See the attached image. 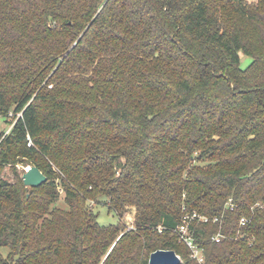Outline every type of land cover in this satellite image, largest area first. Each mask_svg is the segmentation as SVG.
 Wrapping results in <instances>:
<instances>
[{"label": "trees", "instance_id": "16d2710c", "mask_svg": "<svg viewBox=\"0 0 264 264\" xmlns=\"http://www.w3.org/2000/svg\"><path fill=\"white\" fill-rule=\"evenodd\" d=\"M10 112L0 264H199L187 212L223 219L190 224L204 264H264V0H0ZM21 163L47 181L27 189Z\"/></svg>", "mask_w": 264, "mask_h": 264}, {"label": "built area", "instance_id": "2783aa9c", "mask_svg": "<svg viewBox=\"0 0 264 264\" xmlns=\"http://www.w3.org/2000/svg\"><path fill=\"white\" fill-rule=\"evenodd\" d=\"M1 117V116H0ZM22 117V112L18 113L17 115L14 114V112H10L9 116L7 117L8 120L12 122V124L9 126V128L6 130L5 135L10 132V130L13 128L15 123L18 121V119ZM1 142L0 140V151H1ZM32 140L29 137V146L32 145ZM28 168V167H27ZM232 199L228 202L227 208H233ZM193 220H199L202 222H213V223H222L223 219L219 216L209 217L207 215L200 214L198 212H192V213H185L183 216L182 222L173 229L175 233H177L180 237V241L184 242L190 249H191V256L199 264L205 263V255H204V247L196 241L194 238V235L191 231L190 224ZM248 223V219L246 217H242L241 224L245 225ZM159 231H163V226L158 227ZM224 237L222 233H218L217 235L213 236V240L220 242L221 239ZM180 256V255H179Z\"/></svg>", "mask_w": 264, "mask_h": 264}, {"label": "water", "instance_id": "95a60500", "mask_svg": "<svg viewBox=\"0 0 264 264\" xmlns=\"http://www.w3.org/2000/svg\"><path fill=\"white\" fill-rule=\"evenodd\" d=\"M22 178L27 189L39 187L47 181V176L36 165L26 168ZM147 264H181V257L173 249H158L151 253Z\"/></svg>", "mask_w": 264, "mask_h": 264}, {"label": "rangeland", "instance_id": "374dc122", "mask_svg": "<svg viewBox=\"0 0 264 264\" xmlns=\"http://www.w3.org/2000/svg\"><path fill=\"white\" fill-rule=\"evenodd\" d=\"M240 66L242 68H247L251 62H252V57L244 54V53H240ZM7 119L5 118H0V131L4 128V129H8L9 126L7 125ZM31 165L29 164H19L18 165V168L21 172H25V169L27 167H29ZM3 176L4 178L6 179H10L12 180L13 179V176H12V173H11V168L10 166H8L7 168H5L4 170V173H3ZM58 206H61V207H65L66 204L64 202V194L61 195V199L60 201L58 202ZM96 211H98L100 213L99 215V221L104 224V225H108V224H112V223H116L117 222V215L114 213V212H111L108 210V207L105 206V205H99L97 206L96 208ZM0 251L1 253L7 257L8 256V253H9V248L8 247H1L0 248Z\"/></svg>", "mask_w": 264, "mask_h": 264}]
</instances>
